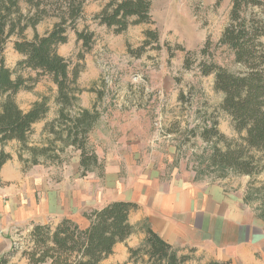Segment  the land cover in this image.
I'll use <instances>...</instances> for the list:
<instances>
[{
	"label": "rangeland",
	"instance_id": "obj_1",
	"mask_svg": "<svg viewBox=\"0 0 264 264\" xmlns=\"http://www.w3.org/2000/svg\"><path fill=\"white\" fill-rule=\"evenodd\" d=\"M110 1L83 0V12L76 22V29L93 32V42L88 51L83 50L72 29L68 31L66 43L57 48L71 66L80 65L77 78L79 90L75 93L73 106L67 109L68 113L73 115L82 109L92 108L99 112L90 142L96 149L101 167L85 176L80 174L79 168L80 180L90 187L101 177L105 158L111 157V162L121 159L118 175L127 181L133 172L128 167L129 163L126 164V157L134 164V156L139 154L137 174H142L148 166L154 173H161L160 178L164 180L171 178L172 172L175 175L179 172L182 177H185L184 174L192 176L195 182L217 184L228 192L240 193L243 204L248 206L254 218L264 222V170L256 177L231 172L221 176L220 171L209 165L214 139L204 141L199 135L202 128L216 120V127L223 135L230 139H237L238 136L231 117L219 108L223 95L213 87V74L200 75L194 63L191 69L182 65L186 51L198 52L208 40L212 60L232 72L244 69L242 64L234 61L229 48L218 45L221 31L228 23L231 1L151 0V21L129 25L120 33L94 19ZM22 9L25 12L28 10L24 4ZM254 10L256 12L257 9ZM56 21L55 16H47L34 28L27 27L24 36L31 38L34 33L43 34ZM146 30L158 34L159 48L151 43L145 46L142 54H132L130 51L139 47L145 39ZM15 38L10 37L4 45L2 54L5 64L13 70V77L21 74L31 86L30 89L20 90L15 95V101L20 109L26 111L34 102L45 99L48 111L45 118L33 126L25 146L11 143L6 147L16 156L25 172L43 170L44 176L53 183L78 187L73 165L79 151L65 146L55 139V135L44 131V126L58 116L60 105L56 102V85L47 75L34 81V70L17 68L16 64L22 56L13 48ZM260 41L264 45V37ZM166 44L173 50L170 58ZM176 46H181L184 51L176 49ZM83 51V58L79 59L78 55ZM195 58L198 61L202 57L197 53ZM217 145L224 147L222 142ZM29 147L47 148V152L37 154V163H33ZM248 191L252 194L247 195ZM31 229L28 226L19 227L14 231L13 238H8L11 248L0 253V256L10 254L7 256L8 264H29L23 252L33 247ZM128 242L133 243L132 238L123 242L122 246L126 249ZM117 259H120L119 255L107 260L106 264L146 262L144 256L123 263H116Z\"/></svg>",
	"mask_w": 264,
	"mask_h": 264
},
{
	"label": "trees",
	"instance_id": "obj_2",
	"mask_svg": "<svg viewBox=\"0 0 264 264\" xmlns=\"http://www.w3.org/2000/svg\"><path fill=\"white\" fill-rule=\"evenodd\" d=\"M228 23L221 31L218 45L230 49L234 61L244 66L242 71L232 72L212 60L209 41L197 51H186L183 67L191 69L193 63L200 75L213 74V87L223 95L219 104L232 121L237 139H230L219 130L213 120L202 128L200 137L213 141L209 155V165L221 172L256 177L264 170V0H230ZM151 0H112L94 16L102 25L113 27L116 33L125 31L129 25L150 22ZM22 4L27 11H23ZM83 0H0V144L17 140L26 145L34 123L42 120L48 107L46 100L36 101L28 110L19 108L15 95L23 89H30L27 79L21 74L12 76L3 57L7 40L15 36L14 50L22 56L16 66L29 68L39 76L47 75L56 85V102L60 105L57 118L44 126V131L55 135V139L65 146L79 151L80 174L85 176L101 164L90 142V133L99 119L95 109H82L75 114L67 109L73 106L78 92L77 78L80 65L71 66L68 59L58 53V46L66 43L69 30H74L77 41L84 51L91 48L93 32L76 29V22L82 16ZM257 9L256 12H254ZM47 16H55L53 26L43 34L34 33L31 38L24 36L27 27L34 28ZM145 39L132 54H142L145 46L157 44L158 34L145 31ZM169 58L173 50L166 44ZM176 49L183 50L181 46ZM84 51L78 55L83 58ZM199 53L201 59L197 61ZM195 55V57H193ZM195 61H197L195 63ZM222 142L224 147L217 144ZM33 163L36 155L45 154L47 148L29 147ZM9 158L0 150V168ZM226 173V174H227ZM264 189V188H263ZM249 191L247 195H251ZM135 204L126 201L111 202L101 208L86 212L87 221L81 227L70 219H63L52 228L50 225H34L30 232L33 247L24 251L29 264H101L113 252L114 245L124 241L134 228L128 221L129 212ZM146 236L136 248H128L129 259L146 256L145 264H186L187 254H178L165 240L149 226ZM14 246L11 250H13ZM12 252V251H11ZM9 253L0 256V264H8ZM208 264H232L231 262L211 261Z\"/></svg>",
	"mask_w": 264,
	"mask_h": 264
},
{
	"label": "crops",
	"instance_id": "obj_3",
	"mask_svg": "<svg viewBox=\"0 0 264 264\" xmlns=\"http://www.w3.org/2000/svg\"><path fill=\"white\" fill-rule=\"evenodd\" d=\"M11 143L19 142L13 139L3 146L0 144V150L9 155L0 168V253L11 248L8 238H13L19 227H55L63 219L84 227L86 212L111 202L126 201L135 204L128 215L134 228L128 238H132L133 243L128 242L127 248L138 247L149 226L179 255L189 256L186 264H208L213 260L264 264V222L254 218L240 193L228 192L217 184L195 182L192 176L184 174L182 177L179 172L176 175L172 172V177L164 180L160 178L161 173H154L148 166L142 174H137L139 154H135L134 164L126 157V164L129 163L133 172L127 181L118 175L121 159L111 162V157H106L101 177L97 175L96 182L91 180L94 183L90 187H86L78 175V155L73 165L78 187H66L46 178L43 170L25 172L6 147ZM124 241L116 243L113 252L101 264L118 255L120 259L116 263L128 261V249L122 246Z\"/></svg>",
	"mask_w": 264,
	"mask_h": 264
}]
</instances>
